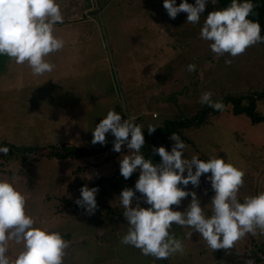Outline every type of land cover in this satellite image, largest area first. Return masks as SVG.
I'll return each mask as SVG.
<instances>
[{
    "label": "rangeland",
    "instance_id": "rangeland-1",
    "mask_svg": "<svg viewBox=\"0 0 264 264\" xmlns=\"http://www.w3.org/2000/svg\"><path fill=\"white\" fill-rule=\"evenodd\" d=\"M58 2L63 23H58L55 34L67 43L74 42L75 48L68 45L47 58L54 68L41 75L42 88L36 87L34 96L26 90V96L15 97L1 87L0 71V144L9 148L7 155L0 154V179L13 181L23 193L34 226L59 232L69 242L63 264H247L252 244L264 246V236L258 232L245 234L233 249L213 251L198 233L186 236L191 229L173 224L169 231L181 239L185 252L159 260L121 244L128 225L119 194L134 187L138 173L132 174L129 183L114 186L122 178L119 159L128 149L122 145L121 152L112 151L110 131L103 145L91 140L95 124L114 108L122 119L133 117L144 128L141 152L154 163L161 158L153 149L164 146L170 150L174 133L184 141L187 158L216 156L242 170L241 201L264 191V122L253 123L249 115L264 117V47L255 43L236 57L212 53L199 30L203 16L219 9L218 3L205 7L193 25L186 23L184 12L170 18L163 0ZM89 3L101 6L95 21L73 26L75 34L61 27ZM225 58L231 63L225 64ZM189 63L196 65L195 71L186 70ZM203 91L221 100L223 111L201 105ZM56 99L65 105L62 112H51L56 107L50 101ZM182 120L188 123L181 126ZM165 124H176L169 127L171 134H163ZM148 126L154 131L149 133ZM69 149L93 153L48 156L50 151ZM206 175L210 173L200 177L198 187L187 185L202 207L213 195ZM83 185L98 189L97 206L91 214L75 203ZM190 200L188 196L170 207L183 211ZM138 202L148 207L142 198ZM204 211L210 215V205ZM8 247L9 258L14 259L22 242L10 241ZM253 250L252 261L259 249Z\"/></svg>",
    "mask_w": 264,
    "mask_h": 264
},
{
    "label": "clouds",
    "instance_id": "clouds-1",
    "mask_svg": "<svg viewBox=\"0 0 264 264\" xmlns=\"http://www.w3.org/2000/svg\"><path fill=\"white\" fill-rule=\"evenodd\" d=\"M209 2L217 4L218 0H181L178 5L176 0H163V7L172 19L180 12L187 13L186 23L195 25ZM253 7V0H230L226 7L203 16L199 36L209 42L212 53L236 57L248 46L264 42L259 22L248 18ZM57 23H63L58 0H0V56H7L16 64L26 63L34 76L51 72L54 65L47 57L65 46V41L55 34ZM224 62L230 64L231 60L225 58ZM186 70L193 72L196 65L189 63ZM199 103L216 111L224 109L223 102L214 100L211 91H203ZM154 129L147 127L149 133ZM143 130L133 117L122 119L114 108L92 129V144H105L110 131L114 137L112 151L121 152L122 145L128 149L119 159V173L124 179L138 173L134 187L124 188L119 194L128 225L121 244L159 260L185 252L181 239L169 231L173 224L191 229L186 236L198 233L213 251L233 249L245 234L258 232L264 236V191L241 201L238 190L243 183L242 170L216 156L187 158L183 155L184 141L174 133L170 139L175 143L170 150L164 146L153 149L161 158L154 163L141 152L145 145ZM8 152L9 148L0 144V154ZM208 173L205 179L210 182L213 195L202 207L196 192L188 190L187 185L198 187L200 177ZM97 191L96 187L81 186L75 203L91 214L97 206ZM188 196L191 200L183 211L170 207ZM141 198L148 207L140 205ZM25 204V197L14 182L0 179V264H63L69 242L59 232L34 226ZM209 205L211 214L206 215L204 209ZM10 241L22 242V250L14 259L9 258ZM247 264L253 261L249 259Z\"/></svg>",
    "mask_w": 264,
    "mask_h": 264
},
{
    "label": "crops",
    "instance_id": "crops-1",
    "mask_svg": "<svg viewBox=\"0 0 264 264\" xmlns=\"http://www.w3.org/2000/svg\"><path fill=\"white\" fill-rule=\"evenodd\" d=\"M105 7H107V4L104 6V8ZM206 7H214V4L209 2L206 4ZM100 8H101V6L98 7L97 4L90 5V3H89V5H86L85 7L81 8L82 13H75L72 20L69 21L68 24H64L61 27H63V28L67 27L65 29L71 28V30L74 31V32H72V31L71 32L73 34H75L76 33L75 28H74L75 25L77 27H79V26H82L84 23H89V22L95 21L96 17H99L100 13L102 12L101 10H99ZM57 25H59V24L57 23L54 26V31L58 28ZM71 32L69 31V33H71ZM68 45H70L71 48H75L74 42H72V43L65 42V46L63 48H68ZM53 54L54 53H51L47 58L52 57ZM77 56H79L78 53H77ZM0 67L2 68V70H0V71L3 74L1 76V78L3 80L1 87L7 88L8 94H14L15 97L22 98V96H26L23 93H25L27 90V91L33 92L30 95L34 96L38 92L35 88L36 87L37 88L40 87V89L42 88V86H41V82H42L41 77L42 76L41 75L34 76L31 73V69L27 66L26 63L16 64L13 60L8 58L7 56H0ZM186 97L188 98L189 95H187ZM17 101H18V99H17ZM19 101H20V99H19ZM52 102H54L56 108L54 107L55 110L53 109L51 112H62L64 110L63 106H65V105L63 104V102H60V99L59 100L56 99L55 101H50V103H52ZM51 107L53 108V105H51ZM40 111H43V110H40ZM44 111L47 112L46 110H44ZM204 189L206 190V188H204ZM209 193H210V195L212 194L211 191ZM208 198L210 199L211 197H208Z\"/></svg>",
    "mask_w": 264,
    "mask_h": 264
},
{
    "label": "trees",
    "instance_id": "trees-1",
    "mask_svg": "<svg viewBox=\"0 0 264 264\" xmlns=\"http://www.w3.org/2000/svg\"><path fill=\"white\" fill-rule=\"evenodd\" d=\"M230 0H218V4L219 6L222 8V7H226L228 4H229ZM253 4H254V7H253V12L252 14H250V16L248 17L249 19H252V20H255V21H258L259 24H260V27H261V35L264 36V0H253ZM259 44H261L263 47H264V42H258ZM238 101V100H235V102ZM251 119H252V122L253 123H258V122H264V117L262 116H258L256 113H249ZM188 123L186 120H183L181 122V126ZM176 124H165L164 125V133L163 134H171L170 132V128L171 126H175ZM170 131V132H169ZM29 150V149H28ZM27 149L24 151H28ZM93 152H89V151H78L76 149H69L68 152H60L59 150L57 151H50L49 155L50 157H59V158H70V157H80V156H83V155H88V154H91ZM12 157V155H11ZM133 177V175H131L128 179H124L123 177L122 178H117V183H113L115 184L114 186H119L121 183L125 182V184L129 183L131 180L130 178ZM116 178L113 177L110 181H114ZM251 252H250V255H249V259L252 260V258L254 257V253L253 252L255 248H258L259 251L261 253L264 254V246H258V245H255V244H252L251 246ZM248 259V260H249ZM261 262H264V261H261ZM260 262V263H261Z\"/></svg>",
    "mask_w": 264,
    "mask_h": 264
},
{
    "label": "built area",
    "instance_id": "built-area-1",
    "mask_svg": "<svg viewBox=\"0 0 264 264\" xmlns=\"http://www.w3.org/2000/svg\"><path fill=\"white\" fill-rule=\"evenodd\" d=\"M261 261H264V254L258 251L257 256L253 259V264H258Z\"/></svg>",
    "mask_w": 264,
    "mask_h": 264
}]
</instances>
